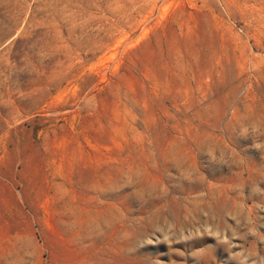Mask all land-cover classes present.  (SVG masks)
Instances as JSON below:
<instances>
[{
    "label": "rangeland",
    "instance_id": "374dc122",
    "mask_svg": "<svg viewBox=\"0 0 264 264\" xmlns=\"http://www.w3.org/2000/svg\"><path fill=\"white\" fill-rule=\"evenodd\" d=\"M0 264H264V0H0Z\"/></svg>",
    "mask_w": 264,
    "mask_h": 264
}]
</instances>
